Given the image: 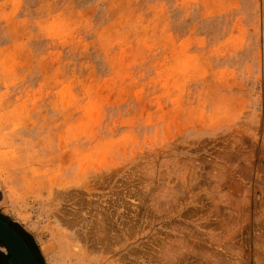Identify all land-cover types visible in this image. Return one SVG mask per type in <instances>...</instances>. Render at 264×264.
<instances>
[{"label":"rangeland","instance_id":"374dc122","mask_svg":"<svg viewBox=\"0 0 264 264\" xmlns=\"http://www.w3.org/2000/svg\"><path fill=\"white\" fill-rule=\"evenodd\" d=\"M0 219L41 264H264V0H0Z\"/></svg>","mask_w":264,"mask_h":264},{"label":"water","instance_id":"95a60500","mask_svg":"<svg viewBox=\"0 0 264 264\" xmlns=\"http://www.w3.org/2000/svg\"><path fill=\"white\" fill-rule=\"evenodd\" d=\"M0 238L10 250L11 264H41L33 259L22 239L1 219Z\"/></svg>","mask_w":264,"mask_h":264},{"label":"flooded vegetation","instance_id":"af4514ba","mask_svg":"<svg viewBox=\"0 0 264 264\" xmlns=\"http://www.w3.org/2000/svg\"><path fill=\"white\" fill-rule=\"evenodd\" d=\"M5 222V221H4ZM21 239H22V241L25 243V245H26V247H27V249L29 250V252L31 253V255H32V257H33V259L35 260V261H37V262H39V260L36 258V256H35V254H34V252L30 249V247H29V245H28V243L25 241V239L16 231V230H14L7 222H5ZM0 242H2L3 244H5L2 240H1V238H0ZM8 248V247H7ZM10 254V253H9ZM9 263L8 264H11L10 263V258H9V261H8ZM21 264H24V262H21Z\"/></svg>","mask_w":264,"mask_h":264}]
</instances>
